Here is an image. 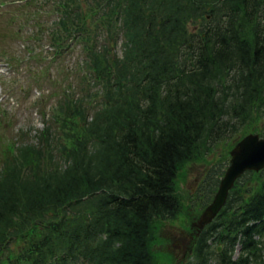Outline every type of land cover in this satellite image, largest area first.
<instances>
[{
  "label": "trees",
  "instance_id": "1",
  "mask_svg": "<svg viewBox=\"0 0 264 264\" xmlns=\"http://www.w3.org/2000/svg\"><path fill=\"white\" fill-rule=\"evenodd\" d=\"M51 5V45L82 40L99 106L65 99L54 126L3 157L0 264H155L156 223L182 211L180 168L264 119V0ZM227 165L208 172L203 208ZM259 176L236 183L189 264H264Z\"/></svg>",
  "mask_w": 264,
  "mask_h": 264
},
{
  "label": "rangeland",
  "instance_id": "2",
  "mask_svg": "<svg viewBox=\"0 0 264 264\" xmlns=\"http://www.w3.org/2000/svg\"><path fill=\"white\" fill-rule=\"evenodd\" d=\"M42 6L44 0H0V159L14 142L36 138L44 128L42 114H50L66 91L83 98L89 107L98 105L97 89L87 86L81 48L72 45L54 58L47 33L55 15ZM256 133H264L263 118L210 149L202 145L198 155L180 168L175 190L182 211L175 220L156 223L155 264H189L197 235L193 224L204 211L202 187L208 172L230 159L239 138ZM259 174L255 173V186Z\"/></svg>",
  "mask_w": 264,
  "mask_h": 264
},
{
  "label": "water",
  "instance_id": "3",
  "mask_svg": "<svg viewBox=\"0 0 264 264\" xmlns=\"http://www.w3.org/2000/svg\"><path fill=\"white\" fill-rule=\"evenodd\" d=\"M230 165L222 179L213 202L205 209L194 227L202 231L210 225L227 203L230 191L246 172L264 170V138L250 134L231 151Z\"/></svg>",
  "mask_w": 264,
  "mask_h": 264
}]
</instances>
